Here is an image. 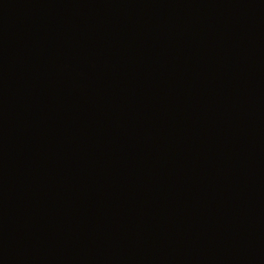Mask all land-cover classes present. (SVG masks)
Returning a JSON list of instances; mask_svg holds the SVG:
<instances>
[{
  "label": "water",
  "instance_id": "obj_1",
  "mask_svg": "<svg viewBox=\"0 0 264 264\" xmlns=\"http://www.w3.org/2000/svg\"><path fill=\"white\" fill-rule=\"evenodd\" d=\"M0 264H264V0H0Z\"/></svg>",
  "mask_w": 264,
  "mask_h": 264
}]
</instances>
